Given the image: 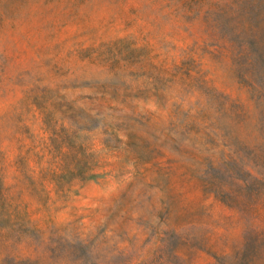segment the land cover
<instances>
[{
	"label": "rangeland",
	"instance_id": "374dc122",
	"mask_svg": "<svg viewBox=\"0 0 264 264\" xmlns=\"http://www.w3.org/2000/svg\"><path fill=\"white\" fill-rule=\"evenodd\" d=\"M0 264H264V0H0Z\"/></svg>",
	"mask_w": 264,
	"mask_h": 264
}]
</instances>
